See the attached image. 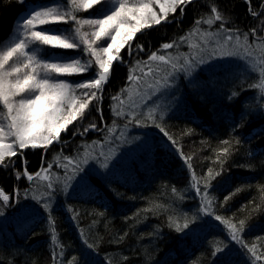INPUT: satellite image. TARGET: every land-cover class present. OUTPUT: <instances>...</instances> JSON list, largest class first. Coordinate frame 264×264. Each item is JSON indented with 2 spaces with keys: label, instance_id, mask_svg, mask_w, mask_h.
Returning a JSON list of instances; mask_svg holds the SVG:
<instances>
[{
  "label": "trees",
  "instance_id": "16d2710c",
  "mask_svg": "<svg viewBox=\"0 0 264 264\" xmlns=\"http://www.w3.org/2000/svg\"><path fill=\"white\" fill-rule=\"evenodd\" d=\"M36 2L48 3L49 0H26L25 4L18 0H0V40L11 34L27 5ZM220 3L229 6L231 22L242 32L258 23L248 15V6L242 0H220ZM253 6H256L255 2ZM155 10L159 12L158 6ZM195 11L196 6H190L181 23L142 30L143 35L137 34L134 43L142 44L145 51L130 57L126 49L122 50L126 63L115 66L105 85L104 99L99 102L103 109V124L99 123L100 114L95 111L85 124L95 119L103 128L117 119L112 115L111 97L122 88L128 89L125 96L137 92L136 85L127 80L129 69L135 66L136 60H147L152 51L163 54L162 43L185 35L195 19ZM78 15L87 18L88 13L82 11ZM84 30L91 31L87 26ZM193 42L196 41L193 39ZM168 51L175 55V50ZM179 51L188 52L187 45L181 46ZM158 63L153 62L152 67L155 69ZM216 63L221 67L211 77L205 66L196 68L191 77L177 73L166 95L157 93L145 101L147 107H142L147 112L155 106L153 101L166 106L163 119H157V123L175 140L176 146L148 121L144 126L131 124L124 140L109 145L115 155L107 169L90 160L67 192L58 191L54 195L51 215L63 248V256L58 257L62 264H68L73 257L79 258V264H223V258L214 259L212 252L215 247L225 245H229L226 251L230 253V264H252L255 256L231 240L228 227L215 220L217 215L237 227L239 221H246L242 239L249 246L256 245V255L261 257L256 264H264V131H261L264 129V99H261L259 89L241 91V84L259 81L246 80L237 68V61L218 60ZM147 71V67L141 66L134 74ZM83 78L86 77H67L77 81ZM156 78L159 77H145L140 91L151 92L146 85L155 84ZM193 78L207 86L190 87L189 80ZM233 90L241 94L230 100ZM117 123L122 127L125 121L117 119ZM70 128L74 130L73 126ZM62 137L68 142L63 152L71 156L77 155L78 146L103 140L101 132L73 136L69 131L62 133ZM222 141L229 144H222ZM225 147L230 148V156L223 165V174L211 182L208 190V195L215 198L211 209L213 216L201 217L204 226L199 240H182V233H177L175 223L182 226L185 218L191 220L194 215L200 216L201 197L191 185L199 182L203 191V178L209 169L221 171L217 156ZM60 150L57 146L49 151L47 159L51 160ZM104 150L107 152V148ZM26 151L29 171L34 172L41 166L43 150ZM181 152L184 158L191 157V170ZM53 171L63 176V169L54 168ZM81 176L87 177L85 183L79 182ZM14 184L17 190L12 206L3 208L4 214L0 216V264H54L53 251L60 249H54L52 245L49 213L31 199V190L25 192L26 188L35 189V185H30L26 178L17 182L14 172L0 169V186L12 192ZM173 188L177 193L172 192ZM237 188L241 190L233 195ZM226 196L230 197L227 201ZM22 208L32 211L22 217ZM170 217L172 227H169ZM24 221H30L27 228L22 227ZM89 244L93 247L88 248Z\"/></svg>",
  "mask_w": 264,
  "mask_h": 264
},
{
  "label": "snow or ice",
  "instance_id": "6c2138e0",
  "mask_svg": "<svg viewBox=\"0 0 264 264\" xmlns=\"http://www.w3.org/2000/svg\"><path fill=\"white\" fill-rule=\"evenodd\" d=\"M18 2L25 4L26 0ZM242 2L248 6L247 12L253 21H258L244 32L233 25L229 6L221 4L220 0L36 2L27 5L11 34L0 40V169L14 172L17 182L26 178L30 185H35V189L26 188L25 192L31 190V199L49 213L52 245L54 249H60L59 252L53 251L54 264H62L58 257L63 256V248L51 215L52 198L58 191L67 192L72 182L77 180V174L84 172L83 166L90 160H95L101 168L107 169L115 155L114 149L109 145L117 140H124L129 125L144 126L145 121H148L168 136L161 124L157 123V119H163L166 106L162 107L153 101L155 106L148 108L147 112L143 111L142 107H147L145 101L151 100L157 93L166 95L177 73L191 77L196 68L205 66L211 77L221 67L216 61L235 60L237 68L246 80L259 81L241 84V91L259 89L260 97L264 99V0ZM254 2L256 6H253ZM157 6L159 12L155 10ZM190 6H196V11L189 31L171 42L162 43L160 49L163 54L152 51L147 60H136L135 66L129 69L127 80L137 87L135 97L125 96L127 88H122L111 97L112 115L125 121L123 126L117 123V119H113L111 125H104L103 128L95 119L85 124L84 121L93 111L100 114L99 123L103 124V109L99 102L104 99L105 85L110 81L115 66L126 63L122 50L126 49L130 57L136 52L143 53L144 46L134 43L138 38L137 34L143 35L142 30L181 23L186 9ZM82 11L88 13L87 18L78 15ZM37 25L43 27L37 29ZM85 26L91 31H85ZM193 39L196 42H193ZM183 45H187L188 52L179 51ZM67 50L76 51L70 54ZM168 50H175V55ZM153 62H159L155 69L152 67ZM141 66L147 67L148 71L142 72L141 75L134 74ZM160 72L164 75L160 76ZM73 76L86 78L78 81L67 79ZM147 76L159 78L155 79V84L147 83L146 87L151 89V92L140 91ZM189 85L194 89L207 86L202 81L197 82L195 78L189 80ZM240 94L233 90L229 99L238 98ZM70 126H73L74 130ZM69 131L73 136L101 132L103 140L78 146L76 156L65 155L63 148L68 147V142L63 139L62 133ZM168 139L176 146L175 140L170 136ZM221 143L229 144L228 141ZM57 146H60L61 150L55 152L52 159L48 160V152ZM29 149L43 150L41 166L34 172L28 168L26 150ZM177 151H180L179 148ZM180 155L191 170V157L184 158L182 152ZM228 156L230 148L225 147L217 156L221 171L209 169L208 175L203 178V191L199 182L191 185L201 197L200 216L194 215L191 220L185 218L182 226L175 223V230L182 233V240H199L204 226L201 217L213 216L211 209L215 198L208 195V190L212 186L211 182L223 174V165ZM241 167L250 169L252 166ZM54 168L63 169V176L53 171ZM193 179H196L195 174ZM86 180V176L79 178L81 183ZM16 190V184L13 185L12 192L0 186V216L4 214L3 208L12 206ZM240 190L237 188L233 195ZM172 192L177 193V189L173 188ZM229 198L226 196L225 201ZM30 211L32 210L22 208L20 214L27 217ZM214 218L228 227L232 241L242 249L247 248L248 253L255 256L252 264L261 259L256 255V245L249 246L242 239L241 234L247 228L246 221H239L237 227L218 215ZM29 223L30 221L22 222V227L27 228ZM172 226L170 217L169 227ZM87 247L92 248L93 245L89 244ZM228 247L229 245L215 247L213 258L221 257L223 264H230V253L226 251ZM68 264H79V258L73 257Z\"/></svg>",
  "mask_w": 264,
  "mask_h": 264
},
{
  "label": "rangeland",
  "instance_id": "374dc122",
  "mask_svg": "<svg viewBox=\"0 0 264 264\" xmlns=\"http://www.w3.org/2000/svg\"><path fill=\"white\" fill-rule=\"evenodd\" d=\"M21 16H22V15H20L19 18H20ZM39 28H40V27H38V25H37V29H39ZM72 51L75 52V50H72ZM130 95H132V96L134 97L135 93H134V92H131Z\"/></svg>",
  "mask_w": 264,
  "mask_h": 264
}]
</instances>
